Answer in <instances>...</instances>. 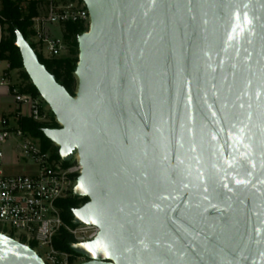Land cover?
Returning a JSON list of instances; mask_svg holds the SVG:
<instances>
[{
  "label": "water",
  "instance_id": "water-1",
  "mask_svg": "<svg viewBox=\"0 0 264 264\" xmlns=\"http://www.w3.org/2000/svg\"><path fill=\"white\" fill-rule=\"evenodd\" d=\"M71 95L22 33V67L81 170L79 264H264V0H82ZM0 264H44L0 232Z\"/></svg>",
  "mask_w": 264,
  "mask_h": 264
},
{
  "label": "built area",
  "instance_id": "built-area-1",
  "mask_svg": "<svg viewBox=\"0 0 264 264\" xmlns=\"http://www.w3.org/2000/svg\"><path fill=\"white\" fill-rule=\"evenodd\" d=\"M37 10L38 14L31 18L29 41L36 54L45 59L68 54L69 44L64 38L67 23L81 24L88 29L89 14L82 0H38ZM7 72L8 67L2 73L0 84L7 83ZM11 91L16 102L29 107V117L46 120L40 113L42 102L38 98L17 88ZM18 117H22L20 112ZM10 140L14 141L15 154L26 163V170L5 173L4 154L0 149V232L26 245L33 244L44 264H79L85 260L83 256L54 247V240L62 231L72 237V242L91 240L99 231L95 225L69 224L61 217L60 201L68 197L82 198L72 191L81 170L77 156L65 162L58 152L55 157L51 148L43 149L37 139L1 118L0 145Z\"/></svg>",
  "mask_w": 264,
  "mask_h": 264
},
{
  "label": "trees",
  "instance_id": "trees-1",
  "mask_svg": "<svg viewBox=\"0 0 264 264\" xmlns=\"http://www.w3.org/2000/svg\"><path fill=\"white\" fill-rule=\"evenodd\" d=\"M38 0H0V61L8 63L9 70H17L19 82L11 86L17 88L21 93H28L33 98H40L37 90L31 84L27 74L23 70L21 57L18 48L14 45L15 34L14 28H17L23 37L29 42L33 48V44L29 41L32 34L31 18L38 14ZM85 27L77 23H67L65 25L64 38L68 41L69 52L66 56L52 59H45L37 54L39 61L45 65L46 69L52 73L57 82L73 95L76 90V78L74 69L78 60V47L76 37L83 32ZM40 113L43 114V108H40ZM46 120H34L32 117L22 116L16 121V125L27 135L37 139L43 149L51 148L54 151V156L57 157V146L51 143L42 133V128L58 127L53 114L46 117ZM67 164V163H65ZM87 198L68 197L59 202L61 208L62 219L71 223L72 208L83 204ZM73 241L72 237L66 232H61L54 240V247L62 251H71L69 244ZM34 247L33 244L30 245Z\"/></svg>",
  "mask_w": 264,
  "mask_h": 264
},
{
  "label": "crops",
  "instance_id": "crops-1",
  "mask_svg": "<svg viewBox=\"0 0 264 264\" xmlns=\"http://www.w3.org/2000/svg\"><path fill=\"white\" fill-rule=\"evenodd\" d=\"M1 37V31H0ZM8 63L6 61H0V79L2 73L7 69ZM17 70H9L7 72V83L0 84V119L6 118L11 126L16 125V121L19 118L18 113L20 112L22 116H29V107L27 105H22L13 99L11 86L18 83ZM10 148L13 147L14 141H8ZM13 150V149H12ZM14 152V150H13Z\"/></svg>",
  "mask_w": 264,
  "mask_h": 264
},
{
  "label": "rangeland",
  "instance_id": "rangeland-1",
  "mask_svg": "<svg viewBox=\"0 0 264 264\" xmlns=\"http://www.w3.org/2000/svg\"><path fill=\"white\" fill-rule=\"evenodd\" d=\"M43 115L46 117L50 114V110L47 104L42 100ZM47 119V118H46ZM8 141L0 145V149L3 151L4 158L2 168L7 174L21 173L26 170V163L22 162L20 158L13 152V148H10ZM38 252V248L36 249Z\"/></svg>",
  "mask_w": 264,
  "mask_h": 264
}]
</instances>
